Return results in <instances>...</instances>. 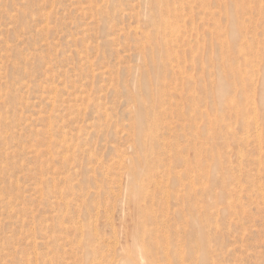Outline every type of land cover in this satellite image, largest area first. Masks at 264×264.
Returning a JSON list of instances; mask_svg holds the SVG:
<instances>
[{"label":"rangeland","instance_id":"1","mask_svg":"<svg viewBox=\"0 0 264 264\" xmlns=\"http://www.w3.org/2000/svg\"><path fill=\"white\" fill-rule=\"evenodd\" d=\"M0 264H264V0H0Z\"/></svg>","mask_w":264,"mask_h":264},{"label":"bare ground","instance_id":"2","mask_svg":"<svg viewBox=\"0 0 264 264\" xmlns=\"http://www.w3.org/2000/svg\"><path fill=\"white\" fill-rule=\"evenodd\" d=\"M232 80H233V83H235V77L234 76H232V78H231ZM226 81H228V78L226 77ZM231 82V81H230ZM218 95H221V93L220 92H218ZM168 249V248H167Z\"/></svg>","mask_w":264,"mask_h":264}]
</instances>
